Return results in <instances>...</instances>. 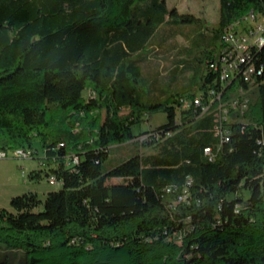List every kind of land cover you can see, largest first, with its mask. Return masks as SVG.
Masks as SVG:
<instances>
[{
	"label": "trees",
	"instance_id": "1",
	"mask_svg": "<svg viewBox=\"0 0 264 264\" xmlns=\"http://www.w3.org/2000/svg\"><path fill=\"white\" fill-rule=\"evenodd\" d=\"M251 13L264 17V0H219L208 30L165 0H0V149L35 158L39 144L28 178L61 185L0 207V243L16 251L0 264H264V45L250 51L263 73L248 121L228 141L194 105L236 84L211 64ZM167 47L160 72L149 64ZM156 113L166 122L134 135ZM126 144L134 153L106 169ZM184 190L189 204L171 207Z\"/></svg>",
	"mask_w": 264,
	"mask_h": 264
},
{
	"label": "rangeland",
	"instance_id": "2",
	"mask_svg": "<svg viewBox=\"0 0 264 264\" xmlns=\"http://www.w3.org/2000/svg\"><path fill=\"white\" fill-rule=\"evenodd\" d=\"M169 8H176L180 13H189L195 16L199 25L205 27V29L211 30L219 26V0H165ZM260 23L264 22L261 18ZM258 23V22H256ZM238 25L236 27L242 28L253 24L252 21L246 19V16L238 20ZM186 32H190L191 28L186 26ZM178 44L188 45V43L182 37H177ZM170 47V46H169ZM169 47L164 48L159 54L156 55V60H154L149 65L154 69L163 72L162 69L167 63L165 54L168 53ZM168 56V55H166ZM148 66V65H147ZM188 84V81H185ZM175 91L179 90L177 85ZM256 87L252 86L250 92L248 93L249 103L254 98ZM180 91V90H179ZM231 100V98H228ZM247 112V111H246ZM246 112H237L236 115L232 114L234 118L242 121H248L246 117ZM129 110H123L120 115H129ZM142 121L133 126L132 131L134 135H138L142 132L152 130L166 122V115L164 113H156L154 115L144 114L142 115ZM37 154L35 158L31 159H17L14 155V151L17 149H8L7 157L0 158V207L5 209H10V200L12 197L22 195L24 193H36L41 200L46 198V195L51 191H57L61 188L60 184L52 185L45 174L42 173L41 179H29L28 175L32 171H40L42 167L40 165L41 159L44 154L42 148L39 144L35 145ZM134 145L126 144L123 146H116L111 149L109 163L106 162L105 168L107 169L110 165L124 161L134 153ZM4 151L0 149L1 152ZM33 151L32 149L30 150ZM153 148L143 149L144 153L153 152ZM16 251L14 249L0 243V262L8 258L9 260H14V254ZM20 254V253H19ZM19 257L21 256L18 255Z\"/></svg>",
	"mask_w": 264,
	"mask_h": 264
},
{
	"label": "built area",
	"instance_id": "3",
	"mask_svg": "<svg viewBox=\"0 0 264 264\" xmlns=\"http://www.w3.org/2000/svg\"><path fill=\"white\" fill-rule=\"evenodd\" d=\"M264 19L262 16H255L253 13L246 16V19L252 21L253 24L248 27H236L238 21L228 27V40L225 41L222 59H228V66H220V63L211 64V68L219 73L220 82L222 84L236 81V84L223 93L212 89L205 99L197 98L194 105L201 108L203 114L215 113L217 124L216 134L225 141L229 140L231 133L230 123L237 118V112H246L249 106L248 93L252 86H259L258 78L263 71L257 68L250 59V51L252 48L259 47V43L264 42V22L259 21ZM258 22V23H256ZM242 78L243 80H235ZM244 84V85H243ZM228 98H231L229 100ZM147 138L142 137V139ZM17 159H31L33 153L30 150L17 149L14 151ZM206 154H210L209 148L205 149ZM7 151H2L0 158L7 157ZM52 185L56 184L54 177L50 178ZM170 192V189H166ZM180 204H189V196L187 190L178 194L175 200L170 204L171 207H176Z\"/></svg>",
	"mask_w": 264,
	"mask_h": 264
},
{
	"label": "bare ground",
	"instance_id": "4",
	"mask_svg": "<svg viewBox=\"0 0 264 264\" xmlns=\"http://www.w3.org/2000/svg\"><path fill=\"white\" fill-rule=\"evenodd\" d=\"M224 35V44H225V41L228 40V28L226 29L225 33H223ZM223 44V43H222ZM224 44L222 46H224ZM264 45V42L262 43H259V48H261L262 46ZM221 56V55H220ZM222 57V56H221ZM220 60V59H219ZM218 62V61H217ZM220 66H228V59H222L220 60ZM21 150H28V149H21Z\"/></svg>",
	"mask_w": 264,
	"mask_h": 264
}]
</instances>
